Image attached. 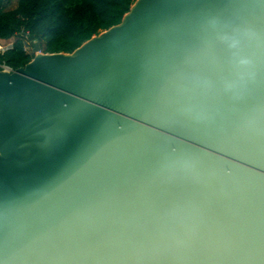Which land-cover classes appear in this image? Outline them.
<instances>
[{"label":"water","instance_id":"95a60500","mask_svg":"<svg viewBox=\"0 0 264 264\" xmlns=\"http://www.w3.org/2000/svg\"><path fill=\"white\" fill-rule=\"evenodd\" d=\"M0 71V264H264V0H137Z\"/></svg>","mask_w":264,"mask_h":264},{"label":"trees","instance_id":"16d2710c","mask_svg":"<svg viewBox=\"0 0 264 264\" xmlns=\"http://www.w3.org/2000/svg\"><path fill=\"white\" fill-rule=\"evenodd\" d=\"M137 0H0V41L14 40L4 55L14 70L33 58L24 50L26 34L33 35L43 53H72L93 36L123 20Z\"/></svg>","mask_w":264,"mask_h":264},{"label":"built area","instance_id":"2783aa9c","mask_svg":"<svg viewBox=\"0 0 264 264\" xmlns=\"http://www.w3.org/2000/svg\"><path fill=\"white\" fill-rule=\"evenodd\" d=\"M21 36L25 38L24 50L26 51L29 48L33 49V47L30 44V41L28 40V35L21 33ZM13 47H14V40L0 41V55H4V53H6L8 50H11ZM0 71L13 72L14 69L5 62H0Z\"/></svg>","mask_w":264,"mask_h":264},{"label":"rangeland","instance_id":"374dc122","mask_svg":"<svg viewBox=\"0 0 264 264\" xmlns=\"http://www.w3.org/2000/svg\"><path fill=\"white\" fill-rule=\"evenodd\" d=\"M9 3H10V7H15L17 5V3H18V0H10ZM26 52L29 53V54H33V58L35 57V55L37 53L33 49H30V48L27 49Z\"/></svg>","mask_w":264,"mask_h":264},{"label":"crops","instance_id":"0c3cea01","mask_svg":"<svg viewBox=\"0 0 264 264\" xmlns=\"http://www.w3.org/2000/svg\"><path fill=\"white\" fill-rule=\"evenodd\" d=\"M7 1H10V0H7Z\"/></svg>","mask_w":264,"mask_h":264}]
</instances>
